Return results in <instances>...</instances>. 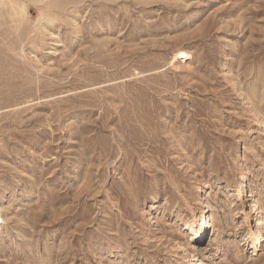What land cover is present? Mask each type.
Returning <instances> with one entry per match:
<instances>
[{
  "label": "rangeland",
  "instance_id": "rangeland-1",
  "mask_svg": "<svg viewBox=\"0 0 264 264\" xmlns=\"http://www.w3.org/2000/svg\"><path fill=\"white\" fill-rule=\"evenodd\" d=\"M194 257L264 264V0H0V264Z\"/></svg>",
  "mask_w": 264,
  "mask_h": 264
},
{
  "label": "bare ground",
  "instance_id": "bare-ground-1",
  "mask_svg": "<svg viewBox=\"0 0 264 264\" xmlns=\"http://www.w3.org/2000/svg\"><path fill=\"white\" fill-rule=\"evenodd\" d=\"M179 54H182L181 52L179 53ZM244 175V174H243ZM242 176V175H241ZM241 179V181L243 182L244 181V178H243V176H242V178H240ZM241 182V183H242ZM244 184H242V186H243ZM208 203H206L205 204V208H207V207H209L208 205H207ZM208 210V209H207ZM197 227L199 228V232L197 231L196 233V238H198V235L200 234V233H202L205 229H206V217H205V215H201L200 216V219H199V222H198V225H197ZM195 238V239H196ZM191 264H197V261H196V259H195V257L192 259V263ZM199 264V263H198Z\"/></svg>",
  "mask_w": 264,
  "mask_h": 264
}]
</instances>
